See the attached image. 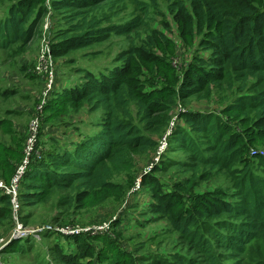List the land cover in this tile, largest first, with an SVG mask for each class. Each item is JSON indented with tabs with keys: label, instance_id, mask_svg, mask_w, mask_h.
Returning a JSON list of instances; mask_svg holds the SVG:
<instances>
[{
	"label": "rangeland",
	"instance_id": "rangeland-1",
	"mask_svg": "<svg viewBox=\"0 0 264 264\" xmlns=\"http://www.w3.org/2000/svg\"><path fill=\"white\" fill-rule=\"evenodd\" d=\"M14 1L0 0V24L8 17ZM40 6L47 12L28 46L20 43L4 49L0 36V119L6 123L0 131V146L7 151L6 163L0 166L2 179L12 176L24 153L29 129L40 117L43 121L40 156L55 150L56 144L71 148L96 130L102 111L91 113L85 108L80 112L71 111L67 117H60L61 121L52 119V109L62 107L64 91L80 85L85 72L97 76L124 68L133 52L145 47L146 51L139 59L136 57L138 60L133 65L136 92L148 94L166 87L177 90L187 78V72L197 66V60L209 56L198 51L197 43L187 45L175 0H111L89 11L101 28L112 30L109 38L66 56L52 57L51 54L55 77L50 78L47 71L42 72L40 58L47 47L55 44L57 30L69 23L51 7V0H35L37 13ZM137 19L145 25L120 32ZM235 94L225 88L222 92L214 91L182 102L176 110L179 116L173 114L165 129L148 133L157 146L148 153L131 155L126 170L114 174L113 188L93 194L56 192L36 206L21 200L17 211L13 209L0 221V264H66L67 261L175 264L176 259L189 264L191 260L211 264L172 225L168 216L155 212L160 204L156 196L168 200L177 214L197 219L202 242H211L220 254L221 264H236L239 257L216 247L211 232L220 220L230 217L207 218L201 214L204 207L200 203L215 197L234 203L240 196L236 187L240 173L235 174L234 169H206L196 176L195 169L190 167L195 164L192 155L173 139L184 125L185 113L214 115L225 123L230 134L241 135L251 149L250 155L240 158L234 168L241 164L242 170L248 163L258 176L264 177L261 158L252 155L256 151L264 157V129H255L252 117L247 120L241 114L227 112L231 102L238 98ZM130 111L132 121L139 124L141 115L135 103L131 104ZM190 134L194 135L191 131ZM9 153L14 157H8ZM16 174L17 171L13 177ZM150 183L160 186L157 195ZM21 228L25 235L18 233ZM242 264H257V261L252 263L247 259Z\"/></svg>",
	"mask_w": 264,
	"mask_h": 264
},
{
	"label": "trees",
	"instance_id": "trees-1",
	"mask_svg": "<svg viewBox=\"0 0 264 264\" xmlns=\"http://www.w3.org/2000/svg\"><path fill=\"white\" fill-rule=\"evenodd\" d=\"M110 1L51 0V7L69 23L66 28L57 30L55 44L47 47L52 57L66 56L106 41L112 30L101 28L100 22L89 11ZM34 5L35 0H15L11 5L8 17L0 24L4 49L20 43L26 47L32 42L35 30L47 12L40 6L37 13ZM175 7L182 19L187 45L197 43L198 51L209 53V56L197 60V66L187 72V78L177 90L166 87L148 94L136 92V69L133 65V61L146 51L145 47L135 50L124 68L97 76L85 72L80 85L64 91L62 107L52 109V119L61 121L60 117H67L71 111L80 112L85 108L91 113L102 111V119L92 135L71 148L56 144L55 150L40 156L43 122L40 117L36 148L21 182L19 203L22 200L36 206L56 192L93 194L113 188L114 174L126 170L131 155L148 153L157 146L148 133L165 129L173 114L179 116L176 110L187 99L228 88L235 91L238 98L231 102L227 112L241 114L247 120L252 117L253 127L264 129V0H175ZM140 25H145V22L137 19L120 32L137 29ZM122 29L118 27V30ZM161 66L159 63V68ZM132 103L139 109V124L132 121ZM182 119L184 125L179 127L173 139L175 144L192 155L195 164L190 167L195 169L196 176L206 169H234L235 174L241 175L236 186L240 196L234 203L217 197L200 203L204 207L201 214L207 218L230 217L220 220L217 228L211 231L214 244L239 257L236 264L247 259L264 264V177L258 176L248 163L242 170L241 164L234 168L240 158L250 155L251 149L241 135L230 134L225 123L214 115L185 113ZM5 125L0 119V131ZM30 135L29 129L25 149ZM6 153L0 146V166L6 163ZM8 157H14V154L9 153ZM254 157L261 158V172L264 174V157L257 153ZM24 158L25 150L14 172ZM13 164L10 166L12 169ZM14 172L10 178H0V181L9 185ZM153 185V193L157 195L160 186ZM156 197L160 204L155 207V212L168 216L172 225L206 261L221 264L220 254L215 252L211 242H202L197 219L192 215L177 214L168 200ZM12 210L11 196L0 189V221ZM175 261V264H189L185 260ZM191 261L190 264H197L196 260ZM66 264L73 262L67 261Z\"/></svg>",
	"mask_w": 264,
	"mask_h": 264
},
{
	"label": "built area",
	"instance_id": "built-area-1",
	"mask_svg": "<svg viewBox=\"0 0 264 264\" xmlns=\"http://www.w3.org/2000/svg\"><path fill=\"white\" fill-rule=\"evenodd\" d=\"M40 65L42 66V72L47 71L48 77L52 78L54 76L53 70L51 69V51L47 49L42 53V56L40 58ZM55 77V76H54ZM40 126L39 119L37 121H34L32 123V127L30 128V138L27 143V147L25 149V158L21 165L17 168V174L15 177L11 179L12 183L10 182L9 185H7L4 181H0V189L5 193L11 196L12 198V204L14 211H17L16 208H18L19 200V189L21 186V182L24 180L27 172V168L30 163V159L32 155L35 152L36 143H37V133ZM36 130L35 134L34 131ZM256 152L252 151V155H254ZM22 228L18 230V233L21 235H25L24 232H21Z\"/></svg>",
	"mask_w": 264,
	"mask_h": 264
}]
</instances>
